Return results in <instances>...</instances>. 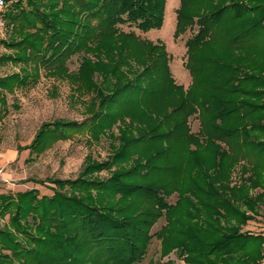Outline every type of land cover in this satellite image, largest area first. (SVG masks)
I'll use <instances>...</instances> for the list:
<instances>
[{
	"label": "trees",
	"instance_id": "obj_1",
	"mask_svg": "<svg viewBox=\"0 0 264 264\" xmlns=\"http://www.w3.org/2000/svg\"><path fill=\"white\" fill-rule=\"evenodd\" d=\"M3 2L9 38L1 42L10 52L0 60L18 71L0 76V92L34 85L43 69L77 80L80 94L97 99L93 137L124 117L140 124L131 139L120 128L110 161L87 163L82 177L30 179L53 183L50 196L34 187L16 200L0 193V213L8 215L0 264H136L161 216L162 254L175 248L187 264H258L264 237L242 226L264 205V0H180L176 32L198 27L185 42L186 90L174 84L162 45L120 27L159 26L164 0ZM74 53L82 55L71 72ZM130 60L144 66L123 81L121 65L130 70ZM84 125L42 123L27 147L41 152ZM115 164L113 176L87 177Z\"/></svg>",
	"mask_w": 264,
	"mask_h": 264
},
{
	"label": "rangeland",
	"instance_id": "obj_2",
	"mask_svg": "<svg viewBox=\"0 0 264 264\" xmlns=\"http://www.w3.org/2000/svg\"><path fill=\"white\" fill-rule=\"evenodd\" d=\"M23 6L28 8L25 0H23ZM179 8L180 0H164L159 26L147 30H141L133 24H121L120 27L124 31H133L139 37L152 43L162 45L167 54V67L174 84L181 85L186 90L191 82V75L185 65L187 59L185 42L197 31L198 27L196 24L185 26L182 31L176 32ZM7 38H9V30L5 29L0 20V56L10 52L3 47L1 42L2 39ZM81 55L82 53L71 55L66 63L69 71L77 70ZM129 62L134 63L130 70L126 65H121V70L126 71L123 81L132 78L135 74L134 71L141 70L144 66L141 63H135L134 60ZM15 71H18V68L12 66L9 61L0 60V76ZM77 84V80H70L59 75L49 76L42 69L41 75L34 85L28 84L16 88L13 92H0V156L6 158V161L0 165V193L9 194L16 200L15 194L18 191L23 192L34 187L38 190V196H50L53 193V183L48 181L37 183L33 180L47 178L66 180L82 177L84 169H88L84 168L87 163L110 161L111 154L121 145L120 136L123 128L130 130L125 134L127 139L133 138L132 136L137 133L136 129L140 123L124 117L106 127L102 133L97 134L96 138L93 137L92 127L94 124L92 121L90 122L89 118L99 112L101 108L97 104V99L94 101L90 98V94H80ZM1 96H3L2 99ZM57 119L73 120L77 123L86 120L88 126L72 129L68 136L49 141L41 152L27 147L42 123L53 122ZM145 122L146 120H144ZM189 123L191 131L196 132L199 127L197 116L191 115ZM120 128L122 129L120 130ZM221 145L224 147L223 143ZM20 146L22 149L17 150ZM11 153L15 157H12ZM130 163L126 168L133 164V162ZM118 166L119 164H115L108 169L90 172L87 177L92 176L98 180L105 179L117 171L120 172ZM232 178L234 179L233 174ZM251 191L253 194L259 192L260 189L256 188ZM177 197V192H173L166 197V201L175 203ZM257 211V214L251 219L252 222H249L247 226V223L242 226L243 230L257 232L258 227L262 226L264 205L260 204ZM7 220L8 215L0 213V227L6 226ZM164 222L165 218L161 216L152 224L150 233L153 236L147 252L143 259L136 264H166L168 261L171 262L170 264H187L185 253L177 251L175 248L167 254L161 253L160 239L156 232Z\"/></svg>",
	"mask_w": 264,
	"mask_h": 264
},
{
	"label": "crops",
	"instance_id": "obj_3",
	"mask_svg": "<svg viewBox=\"0 0 264 264\" xmlns=\"http://www.w3.org/2000/svg\"><path fill=\"white\" fill-rule=\"evenodd\" d=\"M10 155H11L12 157H15V155H14L13 153H11ZM4 161H6V158H4L3 156H0V165H2V164L4 163ZM249 222H252V221L249 220V221L247 222L246 226L249 225ZM257 224L260 225V223H257ZM251 233H254V234H258V233H260V234H262L263 237H264V223H262V226H261V227H258L257 232H252V231H251ZM258 264H264V257L262 258V260H261Z\"/></svg>",
	"mask_w": 264,
	"mask_h": 264
},
{
	"label": "built area",
	"instance_id": "obj_4",
	"mask_svg": "<svg viewBox=\"0 0 264 264\" xmlns=\"http://www.w3.org/2000/svg\"><path fill=\"white\" fill-rule=\"evenodd\" d=\"M4 6L3 0H0V9Z\"/></svg>",
	"mask_w": 264,
	"mask_h": 264
}]
</instances>
